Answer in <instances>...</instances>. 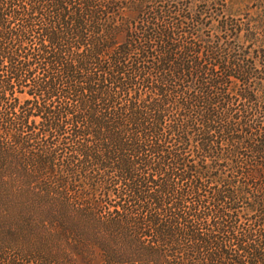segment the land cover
Instances as JSON below:
<instances>
[{
	"label": "trees",
	"instance_id": "16d2710c",
	"mask_svg": "<svg viewBox=\"0 0 264 264\" xmlns=\"http://www.w3.org/2000/svg\"><path fill=\"white\" fill-rule=\"evenodd\" d=\"M148 3L0 0V140L39 192L96 226H125L139 255H162L165 264H264V216L238 224L234 205L245 193L221 172L237 173L239 149L264 153L247 136L248 109L238 121L231 110L258 99L255 71L231 45L242 32L253 41L254 27L225 0H181L176 22ZM146 10L161 24L145 20ZM187 18L200 35L182 27ZM176 37L186 39L182 46ZM155 41L158 49L149 47ZM149 51L159 57L141 67ZM220 54L239 91L205 78ZM208 180L216 187L206 192ZM253 200L264 214V199Z\"/></svg>",
	"mask_w": 264,
	"mask_h": 264
},
{
	"label": "rangeland",
	"instance_id": "374dc122",
	"mask_svg": "<svg viewBox=\"0 0 264 264\" xmlns=\"http://www.w3.org/2000/svg\"><path fill=\"white\" fill-rule=\"evenodd\" d=\"M146 1H149L146 5L149 10L162 7L167 16L171 17L170 22L172 19L175 22L179 19L176 17L178 7L175 4L181 0L176 2L170 0L169 4L156 3L155 0ZM182 1L185 2V0ZM225 2L228 8H234V12L241 11L242 15L237 17L240 19L239 22L254 27V34H250L253 41H243L244 32H242L239 41L231 39V45L237 57L242 58L244 54L248 57L247 64L255 71L253 79L250 80L251 88L259 89L255 104L249 105L238 100L235 101V105L238 104V106L230 109L235 121L239 120L238 113L248 109L244 114L247 121H250L251 127L246 129L247 136L251 135L254 141L264 144V0H225ZM196 7L199 9L198 6ZM146 11L148 14L144 19L155 23L152 11ZM182 22L183 25H181L186 31L195 35L201 34L202 31L196 32L192 29L189 18ZM156 23L161 24L160 21ZM125 25H127L125 29L128 26L131 27L128 21H125ZM125 36L126 32L121 33L118 36V42H123ZM176 38L179 46H182L186 40L184 37ZM159 43L160 41H155L149 47L158 49ZM202 46L206 48L204 44ZM159 54V52L149 51L147 57L138 58L139 65L145 68L152 67V62H156ZM204 57V62L209 64L207 49H204ZM216 57V69L209 66L211 76L205 78H218L222 81L223 92L239 91L242 88L239 82H231L225 78V66L228 64L226 56L220 54ZM130 62H137V59L132 57ZM255 78L258 82L254 80ZM259 79L262 80L259 81ZM19 97L20 101L30 98L27 95ZM231 101L234 103V99ZM38 121L40 118L37 119ZM4 127L5 125L0 126V137H5ZM243 127L241 124L237 129L240 131ZM248 139L246 141H249ZM0 141V264H165L166 260L162 255H139L137 253L139 245L126 234L125 226L122 229L96 226L93 222L84 219L82 212H76V214L66 212L65 210L69 209L63 207L57 197L51 196V192H39L37 185L31 180V175L23 171L18 162L11 161V144ZM262 148L264 149V145ZM238 151L234 160L237 163L235 165L237 173L233 175L229 167L222 168L221 172L225 173L227 180L245 193V198L236 201L234 207L239 212L238 224H250L256 216H264L260 211L261 206L258 207L257 213L251 208L255 196L264 199V194L259 193L261 189H264V164H261L262 161L264 162V153L255 158L244 149ZM204 186L206 192L216 187L211 180H208ZM51 208H55L54 212ZM72 219L74 221L66 225L67 221ZM104 247H106L105 250L113 248L110 249L111 255L106 254Z\"/></svg>",
	"mask_w": 264,
	"mask_h": 264
}]
</instances>
